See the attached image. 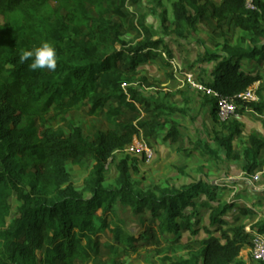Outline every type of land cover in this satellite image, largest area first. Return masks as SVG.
<instances>
[{
  "label": "trees",
  "instance_id": "trees-1",
  "mask_svg": "<svg viewBox=\"0 0 264 264\" xmlns=\"http://www.w3.org/2000/svg\"><path fill=\"white\" fill-rule=\"evenodd\" d=\"M139 2L0 0V264L84 263L96 255L100 236L106 230L115 244L135 248L145 239L144 235H125L120 228L109 229L107 224L105 216L114 214L118 200L135 216L148 212L158 219L162 234L178 236L183 230L196 234L192 214H185V210L193 209V199L200 194L208 200L205 207L210 224L217 227L219 237L206 232L208 238L199 243L190 259L174 264H244L239 256L251 247L250 235L242 225L230 227L224 217L234 205L218 202L212 186L198 182L179 189L136 190L130 173L133 168L127 159L116 167V187L103 186L105 165L141 131L154 137L166 128L164 140L174 143L179 138V124L163 116L165 112H179L157 100L150 101L131 87L140 65L159 59L152 51L161 45L166 48L164 39L152 40L143 18L138 22L143 38L133 46L122 40L128 18L125 9ZM51 3L57 8L53 9ZM171 7L175 28L171 32L163 30L164 38L174 35L183 41L186 35H192L197 20L206 13L215 22L216 31L224 26L241 31L237 45L224 42L219 53L203 56L205 61L213 62L204 87L216 94L206 99L204 106L211 107L213 120L220 123L218 99L225 98L235 107L236 119L221 122L226 134H215L214 148L199 141L186 154L190 157L201 151L217 162L223 150L226 159H242L245 175L254 176L264 165V160H260L264 139L249 135L240 154L234 152L232 142L241 131L238 117L247 110L257 115L264 113V100L250 102L240 98L260 80L258 75L244 72L242 62L264 57V2L205 0L199 6L195 0H177L171 1ZM43 42L57 48L59 59L54 72L30 70L31 60L19 62L23 50ZM125 56L128 64L124 63ZM137 106L144 107L150 117L139 119ZM83 108H88L87 115L91 117L106 109V122L113 128L97 131L88 139L79 127L66 135L48 126L54 117L64 121L70 112ZM126 111L137 116L126 117ZM87 159L93 160L94 165L84 182L90 195L85 199L83 193L74 189L66 164L82 168ZM13 194L19 206L7 224L8 200ZM238 213L241 217L255 214L246 208H239ZM223 226H229V231L221 230ZM250 230L263 234L264 218Z\"/></svg>",
  "mask_w": 264,
  "mask_h": 264
},
{
  "label": "rangeland",
  "instance_id": "rangeland-1",
  "mask_svg": "<svg viewBox=\"0 0 264 264\" xmlns=\"http://www.w3.org/2000/svg\"><path fill=\"white\" fill-rule=\"evenodd\" d=\"M171 1L177 0H140L136 6H127L125 12L128 18L122 30V40L129 46H133L143 38L142 31L138 26V22L143 18L144 25L151 33L152 40L164 39L167 43L166 48L163 47V50L159 48L157 51H152V54L158 56L157 61H147L140 65L134 78H132L131 87L138 89L144 97L152 102L157 100L165 106L176 109L179 113L169 115L165 112L163 116L166 120L178 123V132L181 134L176 143L172 144V140H164L166 128L157 131L154 137L146 136L141 131L139 135L133 138L131 144L121 152L114 153L112 159L105 165L103 174V186L105 188L112 189L116 187V167L124 159H127L128 165L133 168L130 173L136 190L152 187L179 189L198 182H215L222 187L226 183H224L223 177L220 176L223 174L227 178L230 175L229 166L233 165L235 171L242 169L243 160L226 159L223 150L217 162L202 155L201 151H196L195 155L190 157L186 154L199 141L208 142V145L214 148L213 139L215 134L218 132L226 134V131L221 127V122H212L204 117V102L212 96L211 93L206 92L207 89H205L204 83L208 81L213 62L205 61L203 56L204 54L219 53L224 42L232 45L237 44L241 31L228 28V26L216 31L215 22L210 19L209 13H206L204 17L197 20L192 35H186L183 41L174 35L164 38L163 30L171 32L175 28ZM195 1L199 6L205 2V0ZM213 1L219 3L216 0ZM262 1L264 2V0ZM50 5L53 9L57 8L54 3ZM89 13L91 16L94 15L91 9ZM163 19L165 20L164 23H162ZM183 45L185 49H181V47H184ZM170 46H173V53L168 52ZM117 50H120V48L117 47ZM161 52H163V57ZM128 62V57L125 56L124 63L128 64ZM242 69L246 73L260 77V80L252 84L248 91L251 92L255 102L264 100V57L260 55L254 61L242 63ZM137 110L139 119L150 117L144 107L137 106ZM105 111L106 109L91 117L87 115L88 108H83L70 112L64 118V121H61L60 117H54L50 120L48 126L55 130H61L66 135L73 128L79 127L84 136L92 139L97 131H106L113 128L106 122ZM247 112L253 111L249 110ZM125 116L135 117L137 115L126 111ZM235 119L236 117H232L228 121L231 122ZM242 129H244L243 126ZM186 131L193 132V141L190 144L184 142ZM240 134L236 136L239 139L234 138L232 142L233 150L238 154L242 151V140L244 138ZM196 137L199 141H196ZM133 145L142 146L143 149H146L148 155H145L144 150L141 149L129 152V146ZM163 147L166 149L162 151L161 148ZM93 165L94 162L91 159L85 160L82 168L71 163L66 164V170L71 177L74 189L83 193L85 199L90 198V195L85 190L84 182L93 172ZM260 172L254 176L259 177ZM243 178L245 181H251V177L243 176ZM239 186L242 185L239 184ZM245 193L246 187L239 189L230 185L229 188L222 187L216 195L220 203L226 202L231 206L236 204L240 207L252 204L254 208L257 206L258 210L263 208L262 202L255 204L256 199L252 200ZM261 197L257 195L258 199ZM8 202L10 216L7 218V224L12 221L19 206L15 194L9 198ZM205 204H208V201L201 194L193 199V209L185 210V214H192L190 217L191 223L195 225L197 233L192 234L190 230H183L178 236H174L168 233L162 234L159 231L158 219L153 218L150 213L145 212L143 215L135 216L129 207L123 206L118 200L113 207L114 214L105 216L109 229L120 228L125 235L129 233L136 237L144 235L145 239H142L135 248L126 249L125 246L115 244L112 234L109 230H106L100 236L96 255L91 256L87 262H77L76 264H174L181 259L188 260L200 247L199 243L208 238L206 232L215 234L217 238L219 237V232L215 231L217 227L210 224L209 210L205 207ZM259 218V215L249 218L239 217L233 209L229 210L224 217L226 221L230 222L231 226L242 225L244 227H250ZM229 229L230 227L223 226L221 230L229 231ZM250 249L246 248L240 253V256H242L240 260H244L245 264H258L253 259ZM37 256H39V253H37Z\"/></svg>",
  "mask_w": 264,
  "mask_h": 264
},
{
  "label": "crops",
  "instance_id": "crops-1",
  "mask_svg": "<svg viewBox=\"0 0 264 264\" xmlns=\"http://www.w3.org/2000/svg\"><path fill=\"white\" fill-rule=\"evenodd\" d=\"M216 1H218V2H220V0H216ZM240 39V38H239ZM238 43H239V41H238ZM237 43V44H238ZM165 44V46H167V43L165 42L164 43ZM237 44H235V45H237ZM263 45H264V41H263ZM184 46V45H183ZM172 47L173 46H170L169 47V51L171 52V53H173V51H172ZM159 48H161L162 50H163V46L161 45V46H159L158 47V49ZM182 48H184L185 49V46L184 47H181V49ZM180 49V48H179ZM166 50V49H165ZM153 51H157V49L156 50H153ZM161 55H162V57H163V52H161ZM149 62V61H148ZM244 62H246V61H244ZM244 62H242V63H244ZM243 70V69H242ZM245 72V71H244ZM258 82V81H257ZM212 97V96H211ZM211 107L210 106H204V109H203V111H205L204 112V117H206V118H208L209 119V121H212V122H214V120H213V117L211 116V109H210ZM247 111H249V110H247ZM245 112L241 117H238V119L240 120V122H241V131H240V135L241 136H243L244 138H243V143L247 140V138H248V136L249 135H255L257 138H259V139H264V119H262V118H264V113L262 114V115H257V114H255L254 112ZM206 112H207V114H206ZM250 114H252V115H254V116H251ZM263 116V117H262ZM242 126L244 127V129H242ZM181 133H179V135H180ZM192 135H193V132L191 131V132H189V131H186V139L184 140V142L185 143H188V144H190V142L191 141H193L192 140ZM196 135V134H195ZM203 138V137H202ZM196 139V141H199V139L196 137L195 138ZM235 139H239L238 137L236 138L235 137ZM176 143V142H175ZM175 143H172V144H175ZM204 143H206V144H209L208 142H204ZM232 147H233V145H232ZM166 148H161V150L163 151V150H165ZM202 153V152H201ZM202 155H204V154H202ZM260 160L262 161V160H264V154H262L261 153V157H260ZM216 162V161H215ZM243 166H244V163H243V161H242V169H243ZM229 168H230V171H229V176L226 178L223 174L220 176V177H223V181H224V183H226V184H223L222 185V187H226V188H229L230 187V185H233L234 186V188H236V187H238L239 189H242V188H245L246 187V196H249V198H251L252 200H255L256 199V203L255 204H257L258 202H262V205H263V208L261 209V210H258V208H257V206H255V208L252 206V204L251 205H249V206H247V205H245V206H242V207H240V206H238V205H234V207L232 208L233 210H235L236 212H237V216H239V217H241L240 215H239V213H238V209L239 208H246V209H248L250 212H253V213H255V214H248L246 217H254V216H257V215H259L260 216V218L258 219V220H260V219H263L264 218V165H263V167L260 169V171L262 170V172H260L259 173V177H255V176H251V181H249V180H243L244 178H243V176H245V177H249V176H247V175H245V173L243 172V170L241 169L240 171H235L234 170V166L233 165H231V166H229ZM258 173V172H257ZM212 177V176H211ZM232 177H234V178H232ZM255 177V178H254ZM250 178V177H249ZM242 181H244V182H242ZM200 183H202V184H204V185H209V186H212L213 187V192L215 193V195H216V193L218 192V191H220V189L222 188L220 185H218L217 183H213V182H200ZM239 184L240 185H242V186H239ZM245 185V186H244ZM201 195V194H200ZM257 195L258 196H262L260 199H258L257 198ZM199 197V196H198ZM216 197H217V195H216ZM217 199H218V197H217ZM207 200V199H206ZM208 201V200H207ZM218 201V200H217ZM231 209V210H232ZM246 217H243V218H246ZM257 220V221H258ZM256 221V222H257ZM255 222V223H256ZM229 223V225H230V222H228ZM254 223V224H255ZM238 226V225H237ZM252 226V225H251ZM250 226V227H251ZM229 227V226H228ZM230 227H232L231 225H230ZM250 227H244L245 228V232L246 233H248L249 235H250V239H251V235L253 234V233H255V232H251V230H250ZM246 249V248H245ZM244 249V250H245ZM243 251V250H242ZM241 251V252H242ZM241 257L242 256H239V261H242V263H244L245 264V262H244V260H240L241 259Z\"/></svg>",
  "mask_w": 264,
  "mask_h": 264
},
{
  "label": "built area",
  "instance_id": "built-area-1",
  "mask_svg": "<svg viewBox=\"0 0 264 264\" xmlns=\"http://www.w3.org/2000/svg\"><path fill=\"white\" fill-rule=\"evenodd\" d=\"M247 5L249 8H251V6L249 5V2L247 3ZM206 92L211 93L212 96H214V97L216 96V94H214L213 92H210L209 90H206ZM240 98L244 101L255 102L250 91H247L246 93L240 95ZM234 111H235V107L233 106V104L231 102H229L225 98L219 97L217 115H218L220 122H224V121H227L229 118L236 117ZM222 117H224V118H222ZM138 146H140V145H133L131 147L129 146V148H128L129 152H135V151H139L141 149V150H144L145 155H148V152L146 151V149H143L142 146L137 148ZM116 153H118V152H116ZM250 242H251L250 252H251L253 259L255 261H257L258 263H260V262L264 263V235L261 233L255 232L251 235Z\"/></svg>",
  "mask_w": 264,
  "mask_h": 264
},
{
  "label": "clouds",
  "instance_id": "clouds-1",
  "mask_svg": "<svg viewBox=\"0 0 264 264\" xmlns=\"http://www.w3.org/2000/svg\"><path fill=\"white\" fill-rule=\"evenodd\" d=\"M58 59L57 48L49 42H43L31 50H23L19 55L20 63L31 60L28 67L32 71L47 69L54 72L57 68Z\"/></svg>",
  "mask_w": 264,
  "mask_h": 264
},
{
  "label": "water",
  "instance_id": "water-1",
  "mask_svg": "<svg viewBox=\"0 0 264 264\" xmlns=\"http://www.w3.org/2000/svg\"><path fill=\"white\" fill-rule=\"evenodd\" d=\"M216 237V236H215Z\"/></svg>",
  "mask_w": 264,
  "mask_h": 264
}]
</instances>
